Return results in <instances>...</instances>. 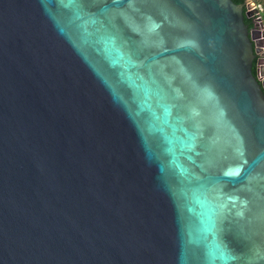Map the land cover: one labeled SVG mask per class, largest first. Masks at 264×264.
I'll use <instances>...</instances> for the list:
<instances>
[{
	"label": "water",
	"instance_id": "1",
	"mask_svg": "<svg viewBox=\"0 0 264 264\" xmlns=\"http://www.w3.org/2000/svg\"><path fill=\"white\" fill-rule=\"evenodd\" d=\"M254 14L0 0V264H264Z\"/></svg>",
	"mask_w": 264,
	"mask_h": 264
},
{
	"label": "built area",
	"instance_id": "2",
	"mask_svg": "<svg viewBox=\"0 0 264 264\" xmlns=\"http://www.w3.org/2000/svg\"><path fill=\"white\" fill-rule=\"evenodd\" d=\"M246 2H245L246 11L247 12L255 11V14L251 17V19L257 15L259 16V18L252 19L253 21L252 31L259 32V38L257 39V41H264V23L262 21L264 15V0H256L255 2H250L248 4ZM255 28H259V30ZM260 49H261L260 54H264V48H260ZM261 61H263V63H260ZM257 79L259 80L260 83H264V55L259 56V59L257 61Z\"/></svg>",
	"mask_w": 264,
	"mask_h": 264
},
{
	"label": "trees",
	"instance_id": "3",
	"mask_svg": "<svg viewBox=\"0 0 264 264\" xmlns=\"http://www.w3.org/2000/svg\"><path fill=\"white\" fill-rule=\"evenodd\" d=\"M232 2L236 5H242V6H244V3H245L244 0H232ZM244 12H245V10H244ZM262 21L264 23V15H263ZM244 22L248 26L249 29L253 28V21L251 19L245 18ZM252 73H253L254 77L257 78V58L254 60Z\"/></svg>",
	"mask_w": 264,
	"mask_h": 264
},
{
	"label": "snow or ice",
	"instance_id": "4",
	"mask_svg": "<svg viewBox=\"0 0 264 264\" xmlns=\"http://www.w3.org/2000/svg\"><path fill=\"white\" fill-rule=\"evenodd\" d=\"M206 94L210 97H213L214 96V93L211 91V89H206L205 90ZM220 116L223 117L224 116V110L221 108L220 109ZM242 167V166H241ZM239 171H240V168H237L236 171H235V174H239ZM231 199H234L233 197H229V200ZM220 208L221 209H224V208H227V205L226 204H222L220 205ZM242 214V213H241ZM258 258H261V259H264V250H261L259 253H258Z\"/></svg>",
	"mask_w": 264,
	"mask_h": 264
},
{
	"label": "flooded vegetation",
	"instance_id": "5",
	"mask_svg": "<svg viewBox=\"0 0 264 264\" xmlns=\"http://www.w3.org/2000/svg\"><path fill=\"white\" fill-rule=\"evenodd\" d=\"M244 2H246V0H244ZM243 8H244L245 12H247V11H246V5H245V3H244V6H243ZM248 19H251V17H250V18H248ZM250 30H251V29H250ZM258 59H259V57L257 58V61H258Z\"/></svg>",
	"mask_w": 264,
	"mask_h": 264
},
{
	"label": "rangeland",
	"instance_id": "6",
	"mask_svg": "<svg viewBox=\"0 0 264 264\" xmlns=\"http://www.w3.org/2000/svg\"><path fill=\"white\" fill-rule=\"evenodd\" d=\"M250 2H255V0H247V4L250 3ZM260 63H263V61H261Z\"/></svg>",
	"mask_w": 264,
	"mask_h": 264
}]
</instances>
